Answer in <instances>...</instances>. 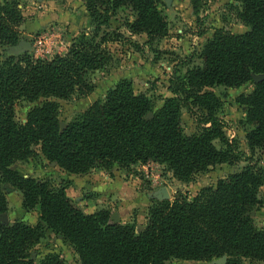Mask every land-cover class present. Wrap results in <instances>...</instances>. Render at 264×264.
Here are the masks:
<instances>
[{
    "label": "trees",
    "instance_id": "obj_1",
    "mask_svg": "<svg viewBox=\"0 0 264 264\" xmlns=\"http://www.w3.org/2000/svg\"><path fill=\"white\" fill-rule=\"evenodd\" d=\"M81 1L90 31L80 32L66 54L50 60L6 51L28 41L21 31L26 19L17 1L0 2V216L9 211L4 184L23 195L25 209L39 211L34 226L0 222V264H68L56 253L35 259L47 231L73 247L81 264H191L223 257L226 264L264 263V227L252 216L261 207L264 167L227 138L221 99L213 92L254 83L237 101L246 110L249 149L264 150V79L254 82L264 75V0H239L237 19L247 31H216L199 54L200 64L170 82L171 96L162 107L123 81L62 127L60 101L88 97L96 89L92 76L112 63L110 45L120 38L109 29L114 14L130 11L127 30L146 35L151 44L169 34L161 0ZM20 103L35 105L25 123L17 117ZM184 111L197 125L192 135L183 128ZM39 155L72 175L132 171L153 162L185 185L219 165H246L193 199H154L140 229L136 223H111L105 210L85 214L64 188L13 169Z\"/></svg>",
    "mask_w": 264,
    "mask_h": 264
},
{
    "label": "rangeland",
    "instance_id": "obj_2",
    "mask_svg": "<svg viewBox=\"0 0 264 264\" xmlns=\"http://www.w3.org/2000/svg\"><path fill=\"white\" fill-rule=\"evenodd\" d=\"M4 1L13 0H0ZM14 1L18 2L26 19L21 31L24 34V30L28 29L24 36L32 45V50L28 53L35 59L50 60L57 55L66 54L80 32L90 31V19L81 0ZM161 1L169 22V34L152 44L148 42L146 35L132 36L127 30V22L133 21L130 11L121 9L114 14L109 29L110 32L118 33L120 38L119 43L110 45L112 63L107 69L92 76L96 89L88 97L76 95L68 101H60L62 127H66L96 101L104 99L110 90L123 81L130 82L137 94L147 96L157 108L162 107L165 100L171 96L170 82L175 79V75H184L189 69L200 64L199 54L216 31L224 30L234 35L247 31L237 19L236 8L240 6L239 0H199L198 3L190 0ZM72 10L83 12L86 18L78 35L71 31L70 22L66 24L63 22L66 17L62 16V13ZM65 38H69V41H65ZM254 78V82L261 81L264 75ZM253 88L254 83L248 82L240 88L216 87L213 92L221 99L219 116L226 122L227 138L237 143L245 158L264 167V150L254 152L248 147L246 129L243 125L246 110L237 101L240 95L250 93ZM34 106L20 103L16 108L18 120L25 123L29 110ZM182 125L188 135L196 133L195 120L186 111L182 115ZM216 146L221 147L219 142H216ZM245 165V162H241L234 167L227 164L216 166L188 185L178 182L166 167L153 162L137 166L132 171L115 169L109 173L93 170L87 174L72 175L39 155L34 159L17 163L13 169L26 178L49 180L55 186L64 188L67 196L77 203L85 214L91 215L105 210L110 214L111 223H136L141 229L152 205V199L154 200V194L161 188H167L169 200H173L178 194L188 195L193 199L201 189L215 185L220 178ZM2 189L9 203V211L0 216V222L36 225L38 209H25L23 195L11 185L4 184ZM259 199L261 207L254 211L252 216L260 227H264V185L259 190ZM49 253L60 255L68 264H81L73 247L51 231L46 232L35 253V259L38 258L40 261ZM222 263L220 259L210 263L191 264ZM244 264L250 262L245 260Z\"/></svg>",
    "mask_w": 264,
    "mask_h": 264
},
{
    "label": "water",
    "instance_id": "obj_3",
    "mask_svg": "<svg viewBox=\"0 0 264 264\" xmlns=\"http://www.w3.org/2000/svg\"><path fill=\"white\" fill-rule=\"evenodd\" d=\"M37 1L42 2L43 0H37ZM31 50H32V45H31V43H29L26 40H21L18 45L6 49V51L8 53L14 54V55H20L22 53H28V52H31ZM256 80H257V78H256ZM256 82H259V81H256ZM154 199H156L158 201L169 200L170 194H169L167 188H161L159 191L155 192ZM222 262H223L222 264H226L227 258L223 257Z\"/></svg>",
    "mask_w": 264,
    "mask_h": 264
},
{
    "label": "crops",
    "instance_id": "obj_4",
    "mask_svg": "<svg viewBox=\"0 0 264 264\" xmlns=\"http://www.w3.org/2000/svg\"><path fill=\"white\" fill-rule=\"evenodd\" d=\"M62 16L66 17V19H63L64 24L70 22L71 31L78 35V33L80 32V29L82 28V25L84 24V21H86V18L84 17V13L79 10L78 11L72 10L71 12H65V13L63 12ZM27 30L28 29L24 30V34H26ZM65 41H69V38H65Z\"/></svg>",
    "mask_w": 264,
    "mask_h": 264
}]
</instances>
